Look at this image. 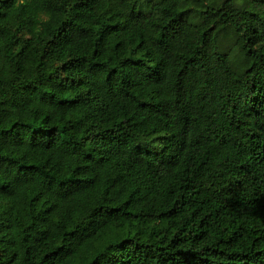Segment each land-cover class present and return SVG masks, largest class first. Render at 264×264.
<instances>
[{
    "label": "trees",
    "instance_id": "obj_1",
    "mask_svg": "<svg viewBox=\"0 0 264 264\" xmlns=\"http://www.w3.org/2000/svg\"><path fill=\"white\" fill-rule=\"evenodd\" d=\"M0 264H264V0H0Z\"/></svg>",
    "mask_w": 264,
    "mask_h": 264
}]
</instances>
